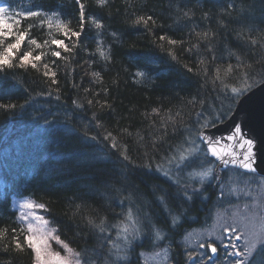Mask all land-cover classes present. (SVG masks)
Masks as SVG:
<instances>
[{"label": "trees", "instance_id": "1", "mask_svg": "<svg viewBox=\"0 0 264 264\" xmlns=\"http://www.w3.org/2000/svg\"><path fill=\"white\" fill-rule=\"evenodd\" d=\"M36 2L62 10L63 20L80 31L74 0ZM83 2L89 14L96 13L101 19L103 29L97 30L88 21L77 41L70 33L66 38L55 28L41 25L38 19L22 20L19 31L27 30V39L16 56L28 51L42 59L34 61L35 69L15 67L0 72V89H11L0 93V104L15 105L0 108V230H7L6 238L0 240V264H31L30 249L21 253L11 246L12 229L21 227L12 206L15 197L43 204L41 212L50 221L49 227L56 229L55 235L89 257L102 245L107 251L108 237L122 243L116 226L131 209L140 218L143 233L154 224L163 229L168 237L163 241L170 247L168 264H208L207 258L187 250L180 239L189 221L205 213L202 197L209 185L198 188L195 181L188 180L187 174L200 167L177 171L168 158L178 145L190 147L187 140L198 147L199 159L207 161L203 166L215 165L197 134L226 120L240 96L264 79V0H108L103 8L96 0ZM31 3L33 0H0V7L14 16ZM230 4L234 7L229 9ZM185 11L189 17L184 16ZM148 15L155 24L134 23L137 16ZM204 32L212 35L201 40L197 33ZM118 33L121 41L113 39ZM162 35L166 37L163 41ZM252 38L257 40L256 46L251 45ZM31 39L41 47L30 44ZM52 39L64 40L71 50L57 48ZM168 39L183 43L170 45ZM98 43L109 59L96 51ZM52 51H60L61 58L52 56ZM229 64L234 70L225 74ZM49 69L56 73L55 84L43 75ZM137 71L144 75L137 77ZM94 72L100 73L99 80ZM246 76L256 82L245 91L232 93V87H243ZM57 100L76 103L70 105L73 116H65L61 132L53 134ZM96 101H106L107 106L101 108ZM108 133L112 136L106 140ZM122 154L129 159L124 160ZM160 169H171V173L166 176ZM161 196L169 204L174 200L180 205V226L171 232L164 223L166 216L170 223L171 215L178 213L173 206L167 215L156 200ZM145 216L152 217V222ZM101 217L107 225L104 233L88 224V218L99 223ZM5 243L10 245L7 251ZM157 243L145 241L143 235L133 241L132 264H142L140 252L150 251ZM259 260L258 255L256 263Z\"/></svg>", "mask_w": 264, "mask_h": 264}, {"label": "snow or ice", "instance_id": "2", "mask_svg": "<svg viewBox=\"0 0 264 264\" xmlns=\"http://www.w3.org/2000/svg\"><path fill=\"white\" fill-rule=\"evenodd\" d=\"M108 0H96V4L98 7L103 8L106 6ZM74 4L78 8L79 13V27L80 31L72 30L69 27V23L63 20V11L47 8L43 3L36 2L33 0V3L22 13H16L14 16H9V9L6 7H0V72H4L7 69H13L15 67L25 68L27 66H31L32 68H36L37 64L34 62H39L42 59V55L32 56L31 52L25 51L23 55L17 57L16 52H18L23 44V42L27 39V30L19 31L21 27L22 20H31L38 19L41 25H47L49 29L55 28L57 32L62 33L66 38L76 37L77 41H79L80 37L84 33L86 22L90 21V23L97 29H103L104 24L101 22V19L98 18L96 13L89 14L86 9V5L83 0H74ZM229 9L233 8L234 5H229ZM207 13L204 14L205 18H207ZM185 17H189V12H184ZM149 22L155 24V20L153 16L148 15L137 16L134 23L148 25ZM31 25H29V29ZM99 34V33H97ZM212 34L209 32L197 33V36L201 40L208 39ZM239 35V34H238ZM165 36H161L160 40H165ZM6 41H11L5 43ZM30 44L35 45L36 48H40L41 44L38 43L35 39H31ZM168 44L176 45L177 43H183L182 41L178 42L173 39L167 40ZM47 43V41H45ZM252 46L257 45V40L252 38L250 40ZM51 44L55 45L57 48L62 49L64 52H69L71 49L67 44H65L64 40L61 39H52ZM198 45H193V47H197ZM75 47V45H73ZM96 51L99 55L107 60L109 56L107 55L105 50H102L97 44ZM211 51V48H209ZM52 56L57 58H61L60 51H52ZM170 55L175 59V55L170 51ZM19 60V64H16L15 61ZM215 59V57H214ZM237 61H241V57L239 55L236 56ZM204 61L201 60V64ZM242 67L251 68V65H241ZM45 69H48V65H44ZM189 71L192 69L189 68ZM233 66L231 64L228 65L226 69H224L225 74L231 73L233 71ZM221 69L218 67L216 69V79H221ZM45 77H51V82L53 84L57 83L55 76L56 73L51 71L50 69L43 73ZM92 75L99 80L100 73L94 72ZM137 77H141L144 75L143 72L137 71L135 73ZM264 75V74H262ZM249 79H252V83H249ZM256 81L252 77L246 76L243 81V87L237 88L232 87L231 91L234 94H238L241 91H245L252 87V85ZM261 83H264V79H261ZM11 89H0V93H8ZM107 92V89L104 90ZM73 103H76L73 101ZM87 103L89 105L93 104L92 100H88ZM97 104H100L101 108L107 106V102L101 104L100 101H96ZM15 105L13 104H0V108H13ZM156 109H153V112H156ZM95 115V114H94ZM173 119V118H169ZM97 126H101L99 121L97 122ZM112 136L111 133H108L105 136V139H109ZM91 139H95V137H91ZM228 140H234L239 145L241 151L239 153L233 152L231 161L227 159H223L220 154L216 152L215 147L212 146L211 141H206L208 145V152L218 160H222L223 163L227 164L231 162L233 165H237L238 167L244 169L246 172L255 171L253 168V161L255 157V153L253 151L254 148V140L251 138H245L242 134V128L240 125H237L234 129V135H230ZM190 144V147L184 148L183 144L178 145L176 147V152L168 158L169 165H173L177 171H183L185 168L192 167L193 165L197 167H203L207 161H201L198 155V147L194 146L193 141H185ZM219 143L218 141L216 142ZM112 147H116L115 143L112 144ZM237 156L241 157L239 161H237ZM122 158L124 160H128L129 157L127 155L122 154ZM164 174L166 176L170 175L171 169L164 170ZM212 173L211 167H208L204 171L196 172L192 171L188 173V176L194 177L199 176L201 180L203 178L208 177ZM117 183L119 181H116ZM179 184V179L175 181ZM106 186V184L102 185ZM190 198V197H188ZM171 199V198H170ZM157 201H159L162 210L165 211L167 215H171L172 207L174 206L178 215H171V221L168 222L167 216L165 220V224L168 227V231L171 232L172 228L180 226V205L176 204L174 200H171V204L166 202L164 197H157ZM43 204H33L31 201H24L20 208L22 210L27 209L28 211H21L19 216V221L21 222V227L19 231L16 228L12 229V237H11V246H13L14 251L25 252L26 249L31 250L32 259L31 264H132L130 249L134 252L135 246L133 241L140 240L142 235L143 239L149 243H154L155 241H162L167 239L164 235L163 229L159 228L157 225H153L152 228L149 229L148 233H143L140 227L141 221L140 218L134 216V213L131 209L125 214L124 221H121L120 225L116 227L119 228L118 238H122V243H117L112 241L110 237L106 238L107 251H104V246H101L100 250H94L93 255L89 257L87 252H75L71 249L68 244L64 243L60 240L58 235H55L56 229L50 228V221L45 219L43 216L37 215L32 209H44ZM145 219L148 220L149 223L152 222V217L145 216ZM88 224L93 228L97 229L100 233H104L106 231V221L105 218L101 217L99 223H96L93 218H88ZM226 234L235 233L236 229L232 228L229 230L228 228L224 229ZM7 236V230H0V240L5 239ZM22 237V241H21ZM236 240H240L241 237L237 235ZM50 240H55L57 244H59L64 250L65 255L62 256L60 252H53L52 246L50 244ZM259 246V247H258ZM10 245L5 243L3 244V249L7 251ZM199 247H205L203 243L199 245ZM207 247L211 250L212 253L217 252V247H215L212 243H208ZM235 249L236 245H232ZM254 253H258L260 256L259 264H264V235H253V238L249 241L246 240V246L243 251L235 250L233 252L228 253V255L235 256L237 258L244 257V259H236L233 264H256V258ZM159 255V253L157 254ZM164 257L167 258V250L164 252ZM251 257V259H249ZM191 259V255L189 256Z\"/></svg>", "mask_w": 264, "mask_h": 264}, {"label": "rangeland", "instance_id": "3", "mask_svg": "<svg viewBox=\"0 0 264 264\" xmlns=\"http://www.w3.org/2000/svg\"><path fill=\"white\" fill-rule=\"evenodd\" d=\"M198 142L205 148L201 140ZM208 167H211L212 173L203 180L199 176L191 178L188 176V180L195 181V186L200 188L209 185V190L204 192L202 197L206 204L205 213L200 218L189 221L191 224L185 226L180 240L187 250L196 252L199 258H207L208 264H233L236 259H244V257L237 258L228 253L235 250L243 251L246 240L250 241L254 234L264 235V176L233 168L221 171L212 164L200 167L196 172L204 171ZM24 201L36 204L30 198H13L12 206L17 212L18 219L21 211H28L20 208ZM32 211L44 217L41 209L34 208ZM225 228L229 230L235 228L236 231L226 234ZM237 235L241 237L240 240H236ZM49 242L53 252L65 255V250L55 240ZM201 243L205 247H199ZM208 243L217 247L215 254L207 247ZM232 245H236V248L234 249ZM165 250H167V258L164 257ZM139 256L142 264H168L170 247L165 241H158L155 248L142 251ZM254 256L257 258L258 253H254ZM259 262L260 260L256 264Z\"/></svg>", "mask_w": 264, "mask_h": 264}, {"label": "water", "instance_id": "4", "mask_svg": "<svg viewBox=\"0 0 264 264\" xmlns=\"http://www.w3.org/2000/svg\"><path fill=\"white\" fill-rule=\"evenodd\" d=\"M237 125L242 128V134L245 138L254 140L253 151L255 153L253 173L264 176V83L259 84L247 93H245L237 102L232 114L224 122L211 128H205L198 134V139L203 142L207 152L208 145L206 141H211L216 152L231 161L232 153H239L241 149L234 140H228L230 135H234V129ZM219 142L218 144L216 142ZM209 153V152H208ZM209 156L217 163L216 169H225L231 167L238 170H244L231 162L225 164L210 153ZM241 157L237 156V161ZM245 171V170H244Z\"/></svg>", "mask_w": 264, "mask_h": 264}, {"label": "bare ground", "instance_id": "5", "mask_svg": "<svg viewBox=\"0 0 264 264\" xmlns=\"http://www.w3.org/2000/svg\"><path fill=\"white\" fill-rule=\"evenodd\" d=\"M121 37H122V35L118 33V35L114 34L113 39L115 41H121ZM1 86L2 85H0V87ZM72 104L73 103H66V102H61L58 100L55 102V107H54L52 115L56 116V120L52 124L56 125V126L51 128L53 134H57L58 132H61L60 126L62 124H64L63 121H64L65 116H67L69 114L73 116V109L70 107V105H72ZM58 128H59V130H58ZM52 132H51V134H52ZM32 174H33L32 171L29 170L28 176L30 177Z\"/></svg>", "mask_w": 264, "mask_h": 264}]
</instances>
